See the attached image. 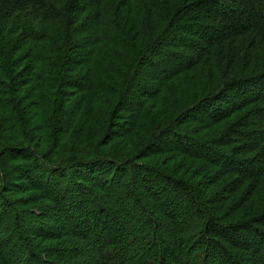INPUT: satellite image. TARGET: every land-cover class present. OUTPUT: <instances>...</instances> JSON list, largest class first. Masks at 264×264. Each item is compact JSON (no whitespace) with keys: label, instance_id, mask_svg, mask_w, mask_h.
Here are the masks:
<instances>
[{"label":"trees","instance_id":"obj_1","mask_svg":"<svg viewBox=\"0 0 264 264\" xmlns=\"http://www.w3.org/2000/svg\"><path fill=\"white\" fill-rule=\"evenodd\" d=\"M55 255L264 264V0H0V264Z\"/></svg>","mask_w":264,"mask_h":264},{"label":"rangeland","instance_id":"obj_2","mask_svg":"<svg viewBox=\"0 0 264 264\" xmlns=\"http://www.w3.org/2000/svg\"><path fill=\"white\" fill-rule=\"evenodd\" d=\"M123 114V113H122ZM125 116H126V114H125ZM122 122H120V124H121ZM180 162V161H179ZM179 162H178V164H179ZM179 166H177V168H178ZM179 169V168H178ZM137 179V178H136ZM149 179L150 180H153V178L151 177V176H149ZM135 182H137L136 180H134ZM18 183H21V184H24L25 182H24V180H18ZM24 186H25V184H24ZM135 191H136V193H138V194H144V191L142 190V189H140L139 187H136L135 188ZM144 197H145V195H144ZM22 198V201H23V198L24 197H21ZM198 198L200 199L199 201H204L203 199L205 198L204 196H198ZM148 209H149V207H148ZM44 212L45 213H47V218L44 220V222H42L43 224H39V222L36 220V222H34V223H38V225H40L39 227H45V229H49V230H56V229H58V228H61L62 229V231L63 232H68V233H72V230H71V228L66 224V222L63 220V216L61 215V211L56 207H51L50 209H45L44 210ZM77 216V215H76ZM78 218V217H77ZM29 221V223H31L30 222V220H28ZM26 225H24L23 227H22V229L23 230H25L26 232H27V234L25 235L26 236V238H28V240L29 241H31L32 242V244L33 245H37L38 243H39V241H38V239H33V236H31V234L33 233L32 231H34L33 229H32V231L31 230H29V231H27L28 230V222H26L25 223ZM29 225H31V224H29ZM73 236V235H72ZM49 245V244H48ZM55 244H53V245H51V247L52 248H54L55 249V247L56 246H54ZM70 247H72L70 244H68V243H66V245L64 244V248L65 249H68V248H70ZM78 247H80V246H78ZM49 256V255H48ZM56 259V255L54 256V257H52V261L54 260L55 261V263L54 264H65V262H61V261H56L55 260ZM79 261V260H78Z\"/></svg>","mask_w":264,"mask_h":264}]
</instances>
